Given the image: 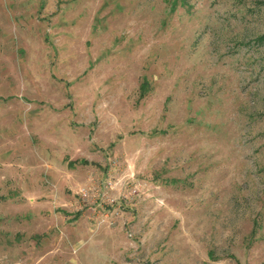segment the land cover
<instances>
[{
  "label": "rangeland",
  "instance_id": "obj_1",
  "mask_svg": "<svg viewBox=\"0 0 264 264\" xmlns=\"http://www.w3.org/2000/svg\"><path fill=\"white\" fill-rule=\"evenodd\" d=\"M0 264H264V0H0Z\"/></svg>",
  "mask_w": 264,
  "mask_h": 264
}]
</instances>
